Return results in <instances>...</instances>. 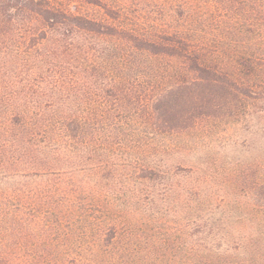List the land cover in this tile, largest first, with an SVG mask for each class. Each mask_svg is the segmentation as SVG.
Segmentation results:
<instances>
[{
    "label": "trees",
    "instance_id": "obj_1",
    "mask_svg": "<svg viewBox=\"0 0 264 264\" xmlns=\"http://www.w3.org/2000/svg\"><path fill=\"white\" fill-rule=\"evenodd\" d=\"M249 120L264 0H0V264H264Z\"/></svg>",
    "mask_w": 264,
    "mask_h": 264
},
{
    "label": "rangeland",
    "instance_id": "obj_2",
    "mask_svg": "<svg viewBox=\"0 0 264 264\" xmlns=\"http://www.w3.org/2000/svg\"><path fill=\"white\" fill-rule=\"evenodd\" d=\"M88 11H95L88 8ZM252 121L220 124L199 137L202 147L211 156L218 157L217 164L224 168L230 159L250 162L264 152V132L256 134Z\"/></svg>",
    "mask_w": 264,
    "mask_h": 264
}]
</instances>
